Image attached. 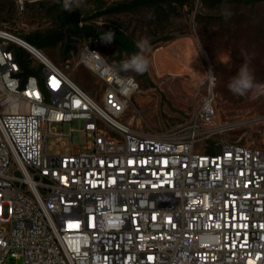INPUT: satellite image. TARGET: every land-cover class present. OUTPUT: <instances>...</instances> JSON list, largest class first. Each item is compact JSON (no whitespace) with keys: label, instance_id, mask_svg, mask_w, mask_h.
Segmentation results:
<instances>
[{"label":"built area","instance_id":"2783aa9c","mask_svg":"<svg viewBox=\"0 0 264 264\" xmlns=\"http://www.w3.org/2000/svg\"><path fill=\"white\" fill-rule=\"evenodd\" d=\"M17 38L0 29V264H264V149L216 142L228 127L212 70L184 127L144 132L126 121L139 82L104 75L96 46L77 65L102 85L99 101L46 56L30 52L38 74L25 75ZM74 121L84 151L59 152L75 131L51 126Z\"/></svg>","mask_w":264,"mask_h":264},{"label":"rangeland","instance_id":"374dc122","mask_svg":"<svg viewBox=\"0 0 264 264\" xmlns=\"http://www.w3.org/2000/svg\"><path fill=\"white\" fill-rule=\"evenodd\" d=\"M63 3L0 0V29L27 43L30 39L42 41L45 47L29 44L97 101L103 87L87 69L77 65L81 46L91 43L118 67L132 54L113 42H104L100 35L120 32L134 45L133 53L139 51L136 42L146 38L149 47L144 54L150 61L149 70L142 75L120 72L140 84V91L131 99L127 122L151 133L181 129L202 101L204 90L198 87L199 80L212 70L217 78L216 122L228 127L216 142L264 149V95L253 98L254 93L249 92L239 96L227 87L244 63L255 83L264 85V0H82L74 11H66ZM86 32L93 35L88 37ZM18 48L39 66L27 49L12 46ZM85 124L74 121L51 126L53 133L65 136L71 129L75 131L71 139H63L59 152L67 153L70 146L74 155L84 151ZM54 142V138L49 140L50 145ZM56 151L51 149V153ZM2 229L10 232V224H3Z\"/></svg>","mask_w":264,"mask_h":264},{"label":"clouds","instance_id":"9594fccd","mask_svg":"<svg viewBox=\"0 0 264 264\" xmlns=\"http://www.w3.org/2000/svg\"><path fill=\"white\" fill-rule=\"evenodd\" d=\"M82 5V0H64L63 7L66 11H74L80 8ZM230 15L228 13L226 18ZM101 39L106 43H111L114 40L115 33L112 31H107L103 35H100ZM149 47V41L146 38H141L136 42V48L139 49L138 52L133 53L126 59L120 61L119 66L106 65L103 70L104 75H111L114 79H120V72H134L136 74H144L149 70L150 61L148 57L144 54ZM84 61L89 67H92L91 62H95L96 66L99 67L100 63L103 62V57L95 52L88 51L83 57ZM224 63L222 60L220 61ZM215 82L216 77L212 76ZM122 83H126L124 88L125 93L135 89L136 85L134 81L121 79ZM228 89L235 95L244 96L249 92H253V98L259 95H264V85L255 83L254 75L249 68L247 63L242 64L236 75H234L227 85Z\"/></svg>","mask_w":264,"mask_h":264},{"label":"trees","instance_id":"16d2710c","mask_svg":"<svg viewBox=\"0 0 264 264\" xmlns=\"http://www.w3.org/2000/svg\"><path fill=\"white\" fill-rule=\"evenodd\" d=\"M82 30H79V33H82ZM115 33V37L114 40L112 41L117 47H119L122 51H125L129 54H133V52L135 51L134 45L132 44V42L123 34H121L120 32L117 31H112ZM86 36L90 37L93 35V33L90 32H86L84 33ZM29 43L33 44V45H38L40 47H45L44 44L42 43V41L40 40H28ZM14 50V49H13ZM14 53L16 55V58L18 60V62L20 63L21 68L24 70L25 75H30V74H35L37 75L38 73L33 72L32 70H30V65H31V58L29 56V54L21 49H15ZM208 153L214 154L216 153V149L209 147L208 149Z\"/></svg>","mask_w":264,"mask_h":264},{"label":"bare ground","instance_id":"6f19581e","mask_svg":"<svg viewBox=\"0 0 264 264\" xmlns=\"http://www.w3.org/2000/svg\"><path fill=\"white\" fill-rule=\"evenodd\" d=\"M14 42H15V44L19 45L20 47L27 49L29 52H31L35 56H38V57L44 56L45 57V54L43 52H41L39 49L33 47L29 43H27V42H25L19 38L15 39ZM233 126H236V125H233Z\"/></svg>","mask_w":264,"mask_h":264}]
</instances>
